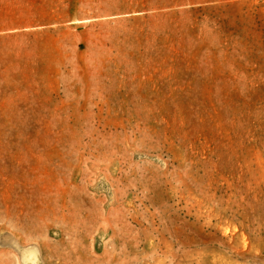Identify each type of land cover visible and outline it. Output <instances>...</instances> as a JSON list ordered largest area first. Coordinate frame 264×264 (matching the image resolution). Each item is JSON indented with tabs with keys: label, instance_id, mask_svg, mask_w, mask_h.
Returning a JSON list of instances; mask_svg holds the SVG:
<instances>
[{
	"label": "rangeland",
	"instance_id": "obj_1",
	"mask_svg": "<svg viewBox=\"0 0 264 264\" xmlns=\"http://www.w3.org/2000/svg\"><path fill=\"white\" fill-rule=\"evenodd\" d=\"M0 264H264V0H0Z\"/></svg>",
	"mask_w": 264,
	"mask_h": 264
}]
</instances>
